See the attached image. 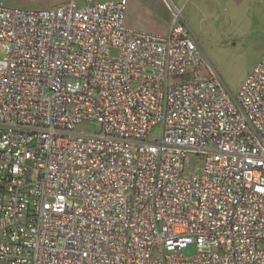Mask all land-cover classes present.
<instances>
[{"label": "built area", "instance_id": "built-area-1", "mask_svg": "<svg viewBox=\"0 0 264 264\" xmlns=\"http://www.w3.org/2000/svg\"><path fill=\"white\" fill-rule=\"evenodd\" d=\"M127 6L0 2V264H264V55L232 92Z\"/></svg>", "mask_w": 264, "mask_h": 264}, {"label": "rangeland", "instance_id": "rangeland-1", "mask_svg": "<svg viewBox=\"0 0 264 264\" xmlns=\"http://www.w3.org/2000/svg\"><path fill=\"white\" fill-rule=\"evenodd\" d=\"M63 1L66 0H0L21 8H48ZM175 6L182 10L208 63L236 92L264 55V0H128L125 22L140 30L167 32L174 21ZM5 53L0 44V58ZM204 70L200 69L201 75ZM85 126L97 128L96 124ZM159 133V127H154L149 136L154 139ZM196 252L197 248L189 245L183 255L190 257Z\"/></svg>", "mask_w": 264, "mask_h": 264}, {"label": "crops", "instance_id": "crops-1", "mask_svg": "<svg viewBox=\"0 0 264 264\" xmlns=\"http://www.w3.org/2000/svg\"><path fill=\"white\" fill-rule=\"evenodd\" d=\"M175 3V2H174ZM176 5V4H175ZM156 11V10H155ZM166 19L168 20V15H167V17H166Z\"/></svg>", "mask_w": 264, "mask_h": 264}]
</instances>
